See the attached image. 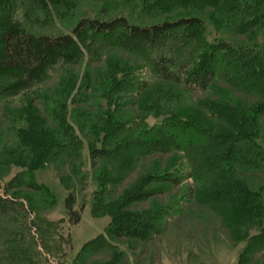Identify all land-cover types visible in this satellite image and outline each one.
I'll return each instance as SVG.
<instances>
[{
  "label": "trees",
  "instance_id": "trees-1",
  "mask_svg": "<svg viewBox=\"0 0 264 264\" xmlns=\"http://www.w3.org/2000/svg\"><path fill=\"white\" fill-rule=\"evenodd\" d=\"M251 1L151 0L148 12L169 18L140 25L81 17L69 33L52 35L29 26L39 14L48 21L59 3L73 10V0H0V139L13 143L0 151V169H21L5 184L0 218H24V201L31 213L53 208L36 170L56 162L82 183L87 159L96 183L91 213L109 222L72 264L110 251L116 259L101 264H116L125 253L111 239L151 242L190 205L215 211L246 242L235 264L264 253V187L245 184L264 177V34L258 43L254 33L264 0ZM228 18L231 34L209 41L205 19L221 33ZM60 178L68 185L69 176ZM75 207L71 192L64 208L72 225L84 205ZM18 250L26 263L28 252Z\"/></svg>",
  "mask_w": 264,
  "mask_h": 264
},
{
  "label": "rangeland",
  "instance_id": "rangeland-1",
  "mask_svg": "<svg viewBox=\"0 0 264 264\" xmlns=\"http://www.w3.org/2000/svg\"><path fill=\"white\" fill-rule=\"evenodd\" d=\"M150 1L73 0V10H67L64 3H59L61 5L59 12L53 8L48 21L41 23L44 16L39 14L36 17L37 20L29 27L33 32L57 35L69 33L72 26L81 17L108 20L123 16L140 25L160 22L169 18L168 15L155 18L150 14L145 7ZM251 2V0H247V4ZM191 8L193 9L175 10L170 14V17L193 12L194 7ZM21 15L22 10H19L20 20ZM230 21L229 18L222 20L221 29L223 32L216 33L214 25L205 19L208 40L212 41L225 34H231L229 30L233 28V24ZM260 21V25L254 32L258 34V43H261L264 34V19H260ZM148 122L153 125L159 120L150 118ZM259 138L264 144V131ZM5 143L13 144L11 141L7 142L6 139L1 138L0 151L4 149ZM83 145L82 154L86 157V146L84 143ZM57 165L56 162L46 163L34 173L35 181L47 186L56 198L53 208L31 213L27 209L29 203L24 201L25 211L28 212L26 216L23 214L24 218L12 212L0 218V259L3 258L2 264H72L85 243L104 233L109 219L107 217L96 218L91 213V192L95 190L96 183L92 178L88 160L86 159L84 165L79 168L81 175L83 172L84 174L88 173L82 183L80 178L76 180L75 177H71L73 175L69 167L58 169ZM20 171L21 169L14 165L0 169L1 198H9L10 193L5 192V184ZM60 176L70 177L68 185L62 182ZM256 176L258 177L246 178L245 184L250 189L264 187V177ZM248 178L249 181H247ZM187 184L191 185V180H186L185 185ZM71 192L76 197L75 210L78 211L79 207L84 205L80 223L76 225L69 222L64 208V200ZM185 210L188 212L186 216L168 223L165 232L151 242L134 244L131 247L127 241L111 239L110 241L117 246L116 251L125 253L121 260H117L116 264H235L246 246V242L233 238L222 226L215 211L195 205L187 206ZM23 227H25L24 229L28 227V230H23ZM256 232V229L249 230L250 235ZM15 247L28 252L27 254L21 252L22 259L26 263L18 262L15 257ZM114 253L110 251L91 255L83 264H101L110 261L114 258L112 256ZM251 264H264V253L256 254Z\"/></svg>",
  "mask_w": 264,
  "mask_h": 264
}]
</instances>
